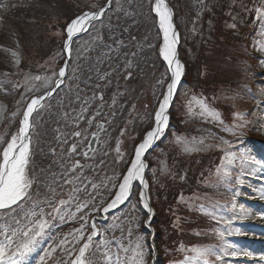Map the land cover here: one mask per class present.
<instances>
[{"label":"snow or ice","instance_id":"snow-or-ice-1","mask_svg":"<svg viewBox=\"0 0 264 264\" xmlns=\"http://www.w3.org/2000/svg\"><path fill=\"white\" fill-rule=\"evenodd\" d=\"M149 5L150 11L155 14L158 23V36L160 38L158 56L165 63L167 72L165 78L157 82L163 90L157 98V107L151 117V123L144 130L140 143L135 145L134 155L127 162V169L122 173V179L117 178L115 182H111L112 188L108 191L114 194L107 205L103 207L104 213H108L109 210L128 201L133 195L134 186H139L141 188L139 200L147 214H152L145 192L148 187L145 181V156L156 141L165 134L169 126L171 106L184 74V65L177 54L179 35L173 23L172 10L165 0H155L154 4L152 0H149ZM110 8L111 0H107V3L98 10L85 11L72 18L65 28L64 52L70 56L74 37L87 32L92 27L93 22L100 20ZM150 47L154 46L150 45ZM65 75L66 68H60L55 87L51 90H45L42 95L31 98L22 113L18 132L6 141V146H3L2 151H0V264H32L31 258L34 253L39 256L37 264H46V258L50 257L57 249L69 257L65 264H93L90 255L93 249L99 252L109 243L103 239L104 234L97 228L95 220L92 221L91 225L88 224L87 210L90 208L98 210L91 203L92 197L84 201L76 199L75 196H70L67 200L49 199L43 203H30L33 186L29 168L32 158L30 118L34 112L38 114L37 110L43 107V102L61 86ZM130 77L131 73L129 72L125 78ZM35 79L40 80L41 77L36 76ZM100 99L103 100V97L101 96ZM199 104L203 113L215 118L216 114L206 104L202 101ZM83 111L76 117L78 120L85 119ZM101 115L99 110L95 113V116ZM92 119H88L89 124L92 123ZM97 129H103V124H97ZM121 135H123V130ZM73 136L80 137L81 133L75 132ZM95 141L96 133L94 132L92 141L89 142V152L92 150L91 144ZM177 142L181 143L179 140ZM183 143L185 144V151L195 150L194 147L187 146L188 142L184 141ZM77 147V144H72L69 152L75 153ZM116 152L118 156L121 155L119 141H117ZM84 155L87 157L89 153L86 152ZM233 159L234 157L230 153L227 157V163L231 164ZM81 167L77 161L71 171L75 172ZM218 171L221 172L222 178H227L229 175L226 169ZM65 183H70V181H65ZM91 187L95 190L97 186L92 184ZM79 191L76 189V192ZM84 191L87 192V187L84 188ZM261 198H264V192L261 193ZM45 204L47 208H50V211L47 210ZM73 208L74 211H72ZM74 219L82 221L80 227L73 228L70 233L65 234L63 239H60L55 247L45 248L44 254L40 255L43 245L54 239L52 235L54 230L60 224ZM223 237V233H217L218 239L223 240ZM97 238H99V243H97ZM123 251L126 254L129 251L133 253L132 257L127 258L129 264H145L143 245L140 242H137L134 247L124 248ZM191 251L194 255L185 257L180 264H212L209 259L214 254L211 246L194 247ZM73 254H75L74 258ZM231 254L236 256L238 253L233 251ZM244 254L247 255V253ZM104 255L108 254L104 253ZM216 259L220 260L221 257L217 255ZM260 259L264 260V256H261ZM117 264H120L119 258H117Z\"/></svg>","mask_w":264,"mask_h":264},{"label":"trees","instance_id":"trees-1","mask_svg":"<svg viewBox=\"0 0 264 264\" xmlns=\"http://www.w3.org/2000/svg\"><path fill=\"white\" fill-rule=\"evenodd\" d=\"M234 1L237 0H172V3L176 8L177 15H180V17L177 18L178 22H182H180V26L182 28L185 44L184 47H182L183 54H187L186 56L188 60H190L192 67H194L195 65H197V67L200 66L198 69L196 68V70H198L197 74H199V71L202 67L209 65L212 69L210 70L207 68V73L205 74L206 77L203 78L202 76L203 80L208 78L209 82L205 84L219 85V83L234 80L238 76V68H236V70L235 68H231V70L228 72L220 73L224 71V65L227 64V59H240V50L236 47V44L239 42L237 31H244L247 28L248 24V21H246L244 15H238V13L234 11L238 15L237 20L241 25L238 26L236 30H232L231 27L233 25H229V21L231 19L227 13L230 6H234ZM117 4L118 3L114 2L111 12L106 15L108 18L106 19V24L104 26V29L102 30H104V32H110L109 35H106L109 39L113 36V33H115L114 35H121V30L125 26V24H132L135 31H133V33H130L132 31L131 30L128 34H126V42L128 43L127 45L132 47V43H135L136 40L140 39L141 31L145 30L146 27H148V23L144 19L146 17V0H120V7L118 6V8ZM30 6H33V11L36 13V17H34L35 19L44 21V25L46 27L48 26V22L50 19H57L55 25L56 27H54L53 29L60 26L61 29L64 25V20L68 18V14L63 9V6L73 12L75 0H63L62 2L60 0H47L46 3H31ZM59 8H61L62 12H58ZM115 8H117V10H115ZM126 9L131 10L132 12L130 19H127L123 14L126 12ZM25 10L26 8L22 7L18 11L13 12L12 16L17 13L16 17L20 18L23 16L22 11ZM120 10L122 12L121 14L118 13ZM56 12L60 14H56ZM143 15H145V17ZM45 18L47 20H45ZM44 30L45 27H40L36 30V33L38 35H41ZM132 36L135 37L132 38ZM113 38L114 37H112V40H110L109 43L105 41H103L102 43L106 46H113L112 44L116 45V43L113 42ZM30 39L32 40L31 36ZM39 39L40 45H37V48L33 49V51H30L31 56L42 55L44 53L42 48L53 46L56 43H53L55 40L50 35H45L44 37ZM189 39H192V44L196 43L194 45L199 48L198 51L202 50V53H200L199 56L195 54L197 52L196 50L194 53H189V49H185V46L188 45V48H190V44L187 42ZM213 44H216L217 47H214ZM195 46H192V48H196ZM136 47H140L138 48V51L137 49L131 51V48H129L127 57L128 63L130 65L128 69L132 73L131 77L128 79V81L131 83L130 91L133 86H136L137 83H139L138 80H140L143 74L145 75L144 69V73L138 72L137 68L134 69L131 62H129L131 61L130 58L132 57L133 53H136L137 51V54H139L141 58L144 59L143 62H145V57L147 58L148 56L146 55L149 54L148 51L145 52L144 45L142 43H139ZM231 49H234V51L232 52ZM116 54L117 52L115 51L103 53V55H105V67L108 68L112 65L113 59ZM96 57L97 53H95L94 59L91 61V63L95 61ZM158 65H160L159 62ZM209 71L211 73H209ZM132 98H134V94H132ZM136 100L140 102L142 100L141 96L139 95L136 99H134V102ZM144 100L146 103V99ZM169 159L176 174L175 180L177 184L173 185L171 183H168L167 185V189H169V187H172L173 190L172 195H170V198L168 199V202H172L175 200L176 194L178 192L177 188L187 189L192 187L196 180L195 173L197 171L193 167V163L188 164L187 158H185L184 155L182 153H179L177 150H172L170 152ZM183 174H185V177L182 180ZM160 197L161 193L159 194V198Z\"/></svg>","mask_w":264,"mask_h":264},{"label":"rangeland","instance_id":"rangeland-1","mask_svg":"<svg viewBox=\"0 0 264 264\" xmlns=\"http://www.w3.org/2000/svg\"><path fill=\"white\" fill-rule=\"evenodd\" d=\"M57 1V0H56ZM61 2L63 0H60ZM96 2V1H95ZM35 5V4H34ZM33 5V6H34ZM32 6V7H33ZM77 6V5H76ZM26 9L27 15H24L20 17L17 21L18 28L23 31L22 35V41L24 49L26 51V55L28 57H31L30 51H33V49L37 48V45H40V39L45 36V31H51L54 27H56V20L57 19H50L48 22V26L46 27L44 25V21L35 19L36 13L33 11L34 8ZM63 9L67 12V14H70V10H68L66 7L63 6ZM58 12H62L61 8L58 9ZM56 14H60L57 13ZM72 14V12H71ZM45 20H47L45 18ZM33 23V24H32ZM39 25V26H38ZM40 27H45L44 32L41 35H38L36 33V30ZM8 32H0V76L7 75L10 73H13L15 71L16 66L18 65L19 57L17 56V50L16 48L12 47L8 40ZM10 34V32H9ZM30 36L32 40H30ZM13 39L15 37L11 35ZM14 41V40H13ZM39 42V44H38ZM12 43V42H11ZM32 43V45H30ZM27 62L24 59H22V63H20V66L25 64ZM51 63V62H50ZM30 64V63H27ZM51 67V64H50ZM262 75L261 74V78ZM56 76V73L52 74V76H47L44 78H41L40 80H36V75H29L28 79H26V84L28 85V88H35L38 86H46L49 83H51V79H53ZM0 89L4 90V86L2 82H0ZM3 87V88H2ZM6 109L5 105L0 102V124L4 118V114ZM264 113V112H263ZM2 129V127H0ZM248 156L253 159L257 164H249L251 167H254V169L251 170L249 166H247L248 174L246 179L243 181L245 182V187L242 190V197L241 199H244V202L246 204V209H242L240 221H243L244 224L239 226L237 225L234 229L233 233L238 234L241 232V237L245 238L248 237V234L256 235L257 230H264V207H261L260 205L264 206V198H261V193L264 192V159L262 157H258L255 155L253 150H250L248 152ZM209 201V199H208ZM263 203V204H262ZM238 205L240 203L238 202ZM239 221V219L235 218L234 221ZM260 226V227H256ZM254 228V229H253ZM238 230V231H237ZM258 238V237H254ZM230 246H223L222 253L226 255L227 251V258L225 260H228V262H223L220 264H250V257L254 255L253 251H251L249 248L246 247L245 243H239L235 241H231L229 243ZM233 251H236L238 254L236 256H233L231 253ZM244 253H247L245 255ZM225 256L222 257L224 259Z\"/></svg>","mask_w":264,"mask_h":264},{"label":"bare ground","instance_id":"bare-ground-1","mask_svg":"<svg viewBox=\"0 0 264 264\" xmlns=\"http://www.w3.org/2000/svg\"><path fill=\"white\" fill-rule=\"evenodd\" d=\"M262 256H264V255H262ZM258 261L260 262L259 264H264V260L259 259Z\"/></svg>","mask_w":264,"mask_h":264},{"label":"water","instance_id":"water-1","mask_svg":"<svg viewBox=\"0 0 264 264\" xmlns=\"http://www.w3.org/2000/svg\"><path fill=\"white\" fill-rule=\"evenodd\" d=\"M94 144H95V142L91 144V147H92V148H93Z\"/></svg>","mask_w":264,"mask_h":264}]
</instances>
